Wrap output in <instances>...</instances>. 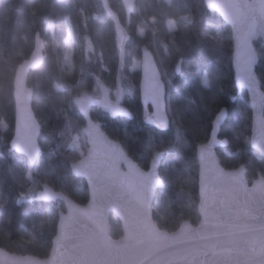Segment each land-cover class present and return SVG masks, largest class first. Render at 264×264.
Masks as SVG:
<instances>
[{
    "label": "trees",
    "instance_id": "trees-1",
    "mask_svg": "<svg viewBox=\"0 0 264 264\" xmlns=\"http://www.w3.org/2000/svg\"><path fill=\"white\" fill-rule=\"evenodd\" d=\"M109 2L127 36L121 53L100 0H0V246L11 253L39 258L50 253L57 214L64 207L61 202L36 200L43 180L81 205L88 202L86 182L71 171L87 150L82 133L85 122L73 100L85 91L93 92L98 81L108 89L120 88L123 106L130 111L126 118L93 112L108 135L121 142L144 169L154 153L163 154L165 185L154 202V219L161 229L174 232L183 220L199 222L197 147L208 141L222 108L228 109V118L220 137L228 140V146L217 151L221 164L226 169L246 166L249 181L264 176V158L249 144L251 110L247 93H237L231 29L223 20L207 10L204 0H134L129 12L123 0ZM169 21L174 29L168 28ZM36 33L48 46L42 67L28 78L33 108L42 125V153L32 167L11 150L10 141L15 124V72L31 56ZM72 40L70 67L65 64V52ZM86 41L92 45L88 53ZM256 48L260 54L257 73L264 89V50L260 42ZM145 50L154 55L166 84L169 123L165 127L150 121L141 103L140 70L129 73L131 58L140 59ZM126 75L135 85L128 100ZM72 130L82 136L84 145L67 150ZM25 195L27 200L22 199ZM110 223L112 238H120L121 222L113 215Z\"/></svg>",
    "mask_w": 264,
    "mask_h": 264
},
{
    "label": "water",
    "instance_id": "water-1",
    "mask_svg": "<svg viewBox=\"0 0 264 264\" xmlns=\"http://www.w3.org/2000/svg\"><path fill=\"white\" fill-rule=\"evenodd\" d=\"M100 2L113 23L121 53L127 41L123 26L109 0ZM204 4L231 29L234 81L238 95L247 93L251 110L249 144L264 158V89L257 73L260 54L256 48L260 42L264 50V0H204ZM45 51V40L36 33L32 54L17 67L13 83L15 124L10 148L32 167L42 153V125L33 108L28 78L42 67ZM181 65L179 60L177 73ZM140 75L144 109L151 106L154 121L167 126L166 85L148 50L141 54ZM73 103L85 121L82 133L87 151L71 165V171L86 182L88 202L81 205L49 183H41L36 200L61 202L64 207L57 214L48 257L18 255L0 246V264H264V176L249 182L246 166L226 169L221 164L217 151L228 146V140L220 137L228 118L226 107L216 114L208 141L197 147L200 220L196 225L183 220L176 231L169 232L154 219V202L165 185L163 154L154 153L144 169L93 119L94 106L114 117L130 115L129 109L112 100L107 87L98 98L83 92ZM238 214L246 218L245 223H237ZM113 215L122 225L118 239L111 236Z\"/></svg>",
    "mask_w": 264,
    "mask_h": 264
},
{
    "label": "rangeland",
    "instance_id": "rangeland-1",
    "mask_svg": "<svg viewBox=\"0 0 264 264\" xmlns=\"http://www.w3.org/2000/svg\"><path fill=\"white\" fill-rule=\"evenodd\" d=\"M133 1L134 0H123L124 2V6L126 8V11L129 12L132 10V7H133ZM71 23V22H70ZM174 22L173 21H169L168 22V28L171 30V29H174ZM69 31H70V36L69 37H73V30H72V27L71 25L69 24ZM46 43V47L48 46V43L45 41ZM92 49V45L90 44L89 41H86V52L88 53L90 50ZM73 51H74V46H73V40L71 41V43L69 44V46H67V51L65 52V55H66V61H65V64L69 65L70 67L72 66V54H73ZM140 67H141V58L140 59H135V58H131V65L129 67V73H132L133 71L139 69L140 70ZM126 87H125V94H126V98L127 100L130 99L132 96H133V92L135 90V85L133 84V82L130 80L129 76L126 75ZM56 89L58 91H60V87L56 86ZM119 92V91H118ZM117 92V93H118ZM148 116H149V119L150 121H153L156 125L157 123L154 121L153 119V115H152V112L149 111L148 112ZM72 134H76V132H74L73 130L70 132L69 134V139H70V135ZM77 135V134H76ZM79 135V134H78ZM84 145V142L82 141V143L79 144V148L82 147ZM87 146V144H86ZM67 147H69V140H68V145ZM66 147V149H67ZM68 150V149H67ZM80 151H83V150H80ZM87 151V150H86ZM152 158V156L150 157ZM162 164H163V159H162ZM162 164H161V174H162V177H163V172H164V169H162ZM247 177V176H246ZM248 179V178H247ZM249 180V179H248ZM43 182H46V180ZM249 182H252V181H249ZM40 188H41V184H40ZM39 188V189H40ZM38 189V190H39ZM31 191L33 192V190H29L28 193H31ZM37 192V191H36ZM23 200H27L28 199V195H25L23 196L22 198ZM155 211V210H154Z\"/></svg>",
    "mask_w": 264,
    "mask_h": 264
},
{
    "label": "flooded vegetation",
    "instance_id": "flooded-vegetation-1",
    "mask_svg": "<svg viewBox=\"0 0 264 264\" xmlns=\"http://www.w3.org/2000/svg\"><path fill=\"white\" fill-rule=\"evenodd\" d=\"M101 90H103V91L106 90V84L98 81V83L96 84V88H95V90L93 92H89V91H85V92H88L91 95H93L95 98H98L100 96ZM110 94H111V98H112L113 101L118 100L122 105H124V100H125L124 99V93H123V91L120 88H112V89H110ZM96 110H101L103 113L106 112L103 109H101L99 106H94L92 108V117H93V112H95ZM146 111H148V112L151 111L152 112L151 106H149ZM94 120H96V119H94ZM96 121H98V120H96Z\"/></svg>",
    "mask_w": 264,
    "mask_h": 264
},
{
    "label": "built area",
    "instance_id": "built-area-1",
    "mask_svg": "<svg viewBox=\"0 0 264 264\" xmlns=\"http://www.w3.org/2000/svg\"><path fill=\"white\" fill-rule=\"evenodd\" d=\"M76 134L70 135L69 147H67V149L79 148V144L82 143V136L78 134L76 135Z\"/></svg>",
    "mask_w": 264,
    "mask_h": 264
},
{
    "label": "clouds",
    "instance_id": "clouds-1",
    "mask_svg": "<svg viewBox=\"0 0 264 264\" xmlns=\"http://www.w3.org/2000/svg\"><path fill=\"white\" fill-rule=\"evenodd\" d=\"M236 220L238 224H242L246 222V218L242 214H238Z\"/></svg>",
    "mask_w": 264,
    "mask_h": 264
}]
</instances>
